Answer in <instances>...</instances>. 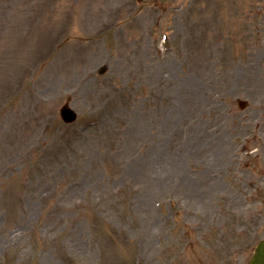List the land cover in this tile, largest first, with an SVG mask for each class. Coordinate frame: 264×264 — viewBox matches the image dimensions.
I'll return each mask as SVG.
<instances>
[{
    "label": "rangeland",
    "instance_id": "1",
    "mask_svg": "<svg viewBox=\"0 0 264 264\" xmlns=\"http://www.w3.org/2000/svg\"><path fill=\"white\" fill-rule=\"evenodd\" d=\"M262 239L264 0H0V264H246Z\"/></svg>",
    "mask_w": 264,
    "mask_h": 264
},
{
    "label": "water",
    "instance_id": "2",
    "mask_svg": "<svg viewBox=\"0 0 264 264\" xmlns=\"http://www.w3.org/2000/svg\"><path fill=\"white\" fill-rule=\"evenodd\" d=\"M67 110V108L63 109L62 113L64 112V114L69 115L70 119L68 118L67 121H72L74 119V114ZM249 264H264V241H261L257 245L254 256L249 261Z\"/></svg>",
    "mask_w": 264,
    "mask_h": 264
}]
</instances>
